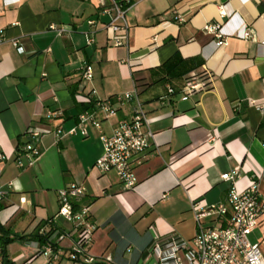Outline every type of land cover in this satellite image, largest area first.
Segmentation results:
<instances>
[{"label":"crops","instance_id":"crops-1","mask_svg":"<svg viewBox=\"0 0 264 264\" xmlns=\"http://www.w3.org/2000/svg\"><path fill=\"white\" fill-rule=\"evenodd\" d=\"M110 2L0 0V227L23 238L6 246L8 264H74L69 256L81 229L56 217L58 192L73 185L84 189L71 200L73 210L87 209L86 222L95 226L87 249L95 264H153L146 252L156 238L192 240L191 202L224 203L223 174L238 170L236 188L254 181L264 196V0H133L126 48L114 47L105 28ZM172 10L191 14L176 24ZM206 24L220 26L222 45L203 31ZM86 65L90 81L82 77ZM204 73L207 91L182 101L185 80ZM133 89L156 148L135 169L134 188L123 191L94 164L103 152L99 131L110 134L132 105L101 120L100 130L86 124L82 136L78 116L90 106L77 96L95 90L105 101ZM30 128L48 133L35 158L18 160ZM34 233H49L55 260Z\"/></svg>","mask_w":264,"mask_h":264},{"label":"built area","instance_id":"built-area-1","mask_svg":"<svg viewBox=\"0 0 264 264\" xmlns=\"http://www.w3.org/2000/svg\"><path fill=\"white\" fill-rule=\"evenodd\" d=\"M239 1L246 4L250 0ZM132 4L133 0H111L110 7L104 10V13L111 15V20L105 28L111 34L112 45L116 48L128 46L129 27L125 15ZM171 14L174 23L183 24L191 12L172 10ZM224 15L220 9V17ZM89 24L93 25L94 22L91 21ZM219 27V25L206 24L203 28L206 34L213 35L217 39L216 46L222 45ZM244 37L252 38L248 32L244 34ZM92 43L93 40L90 38L88 44ZM13 44L18 46L17 41ZM261 45H264V40L261 41ZM18 49L23 51L21 47ZM82 77L86 81L92 79L91 66L84 67ZM207 82V73L190 75L181 89V100L186 101L192 95L206 92ZM167 93L173 95L174 90L168 87ZM96 96L95 90L86 96H77L80 102L90 106L89 110H85L78 116V126L82 136H86L83 128L86 124L100 130L101 120L107 121L114 118L120 108L132 105L130 115L118 120L110 134L99 131L103 152L94 164L99 174H114L123 191L131 190L136 184L135 169L141 166L149 158L150 151L156 148L154 134L150 130L151 121L143 110L136 89L105 101ZM57 115L58 113H52L49 117L55 118ZM47 133V130L30 128L26 132L29 142L21 147L17 159L36 157L35 145ZM61 133V130H57L56 136ZM74 133L75 130H71L67 134ZM237 176L238 170H234L220 177L222 182L228 184L224 203L204 208L200 207L197 201L191 202V210L197 225L196 234L192 240L187 241L172 234L153 241L146 252L147 256L152 257L153 264H264V253L260 246L251 244L248 240V236L258 226L264 227V196L259 193L254 181L245 189L238 190L236 188ZM2 196L3 193L0 192V200ZM82 197H84V189L75 185L58 192L59 210L56 217L67 222L75 221L81 229L79 241L69 256L73 263L95 264L93 257L87 251L95 226L86 222L87 209L83 208L75 212L71 203V200ZM204 219H211L212 224L203 226L202 220ZM42 252L56 259L50 240L47 241Z\"/></svg>","mask_w":264,"mask_h":264},{"label":"trees","instance_id":"trees-1","mask_svg":"<svg viewBox=\"0 0 264 264\" xmlns=\"http://www.w3.org/2000/svg\"><path fill=\"white\" fill-rule=\"evenodd\" d=\"M26 137H27V135H26ZM28 142H29V138L27 137V142H25V144L28 143ZM25 144H22V145H25ZM21 146L18 147V152H20ZM1 209H2V205L0 204V210ZM0 231L4 234V237L0 238V250H1L0 252L2 253L3 258H4L3 259V263L4 264H8V262L6 260V256H5L6 255V253H5L6 246L9 245L10 243H12L16 239H23V238H21L20 236H17V235H12V234H10L8 232V230H5V229H3L1 227H0ZM10 235L12 236V238L9 237ZM48 235H49V233L48 234H43V235H39L38 233H34V234H32L30 236V238L34 239V240H36L38 242L45 243V242L48 241V238H47Z\"/></svg>","mask_w":264,"mask_h":264},{"label":"rangeland","instance_id":"rangeland-1","mask_svg":"<svg viewBox=\"0 0 264 264\" xmlns=\"http://www.w3.org/2000/svg\"><path fill=\"white\" fill-rule=\"evenodd\" d=\"M189 241L188 239H185ZM248 240L251 244L260 246L262 253H264V227L258 226L249 236Z\"/></svg>","mask_w":264,"mask_h":264}]
</instances>
